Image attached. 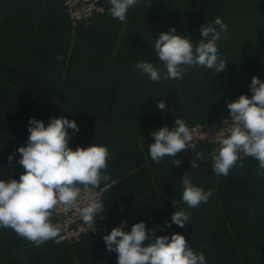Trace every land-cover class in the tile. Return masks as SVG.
<instances>
[{
	"label": "crops",
	"instance_id": "0c3cea01",
	"mask_svg": "<svg viewBox=\"0 0 264 264\" xmlns=\"http://www.w3.org/2000/svg\"><path fill=\"white\" fill-rule=\"evenodd\" d=\"M103 2L98 19L74 27L65 0H0V161L20 159L30 118L47 126L64 116L79 127L75 134L68 129L70 148L107 147L109 180L101 183L111 184L101 230L74 243L37 246L0 228V264H118L103 236L125 221V231L143 221L155 236L184 235L206 264H264V175H257L255 158L244 156L222 176L212 170V151L197 159L187 148L175 157L179 167L172 157L155 163L149 155L152 132L176 127L177 118L193 124L229 116L226 102L251 97L253 76L264 81V0H138L124 22ZM217 17L228 26L216 42L224 71L197 65L182 79L154 83L136 69L147 61L164 76L154 49L159 34L174 27L195 48L201 26ZM186 173L212 191L207 203L183 202ZM181 209L190 214L184 228L171 223Z\"/></svg>",
	"mask_w": 264,
	"mask_h": 264
},
{
	"label": "clouds",
	"instance_id": "9594fccd",
	"mask_svg": "<svg viewBox=\"0 0 264 264\" xmlns=\"http://www.w3.org/2000/svg\"><path fill=\"white\" fill-rule=\"evenodd\" d=\"M109 3L113 18L124 22L128 10L138 0H109ZM227 27L219 17L214 24L202 25L201 40L195 48L188 38L177 35L173 27L169 32L160 33L154 44L166 74L162 76L160 70L147 61L139 62L135 67L154 83L162 79H182L188 67L197 65L215 69V74L222 72L227 61L220 58L216 42L226 38ZM249 88L251 97L240 95L235 101L226 102L232 126L226 137L213 141L219 144L212 157V170L217 175L227 176L244 156L255 158L259 162L257 175H264L261 171L264 170V81L253 76ZM157 107L165 109L164 100H159ZM174 124L176 127L172 129L165 126L151 134L154 143L149 146V155L155 163H160L165 156L172 157L171 164L177 167L182 163L175 157L187 149L192 134L182 119L177 118ZM68 129H72L73 134L79 132L77 123L64 116L51 118L47 126L42 120L30 118L27 144L17 149L20 153L18 163L24 171L19 180L0 179V228H10L18 237L37 246L48 240L59 242L60 225L52 222L58 206H74L82 190L98 189L101 181L109 180L104 174L108 167L107 147L91 144L73 150L69 147ZM202 155L198 152L197 159ZM8 159L11 162L12 155ZM191 166L194 169L199 167L193 159ZM240 167H243L242 163ZM181 180L184 203L191 208L207 203L211 190L195 186L187 173ZM101 196L98 199L89 197L87 206L81 209L82 220L90 228L98 215L104 219L105 206ZM189 220L190 214L183 209L171 215V223L180 228H184ZM171 223L166 222L168 227ZM125 224L126 221L122 222L121 226L103 236L107 250L117 253L118 264H206L205 254L195 253L184 235L155 236V230L147 229L143 221L125 231ZM147 240L151 243L145 246Z\"/></svg>",
	"mask_w": 264,
	"mask_h": 264
},
{
	"label": "built area",
	"instance_id": "2783aa9c",
	"mask_svg": "<svg viewBox=\"0 0 264 264\" xmlns=\"http://www.w3.org/2000/svg\"><path fill=\"white\" fill-rule=\"evenodd\" d=\"M67 11L70 15L71 24L77 27L81 24L90 23L98 19L104 13L103 0H65ZM192 134V140L188 144V149L196 155L198 152L203 155L219 148L218 143H214V139H220L228 135V129L232 126L229 116H222L210 122H200L186 124ZM23 172L22 166L18 163V159L11 162L0 161V179L19 180L20 174ZM111 184H100L98 189L82 190L81 196L76 204L72 207L65 208L60 205L54 211L52 222L60 225V235L57 240H48L56 243H74L81 240L89 233H96L104 226V222L108 216L107 203L109 199V189ZM102 195V196H101ZM101 201L105 206L102 215L96 217L94 225L90 228L85 224L80 215L81 209L87 206L88 198L93 197ZM46 241V242H48Z\"/></svg>",
	"mask_w": 264,
	"mask_h": 264
}]
</instances>
